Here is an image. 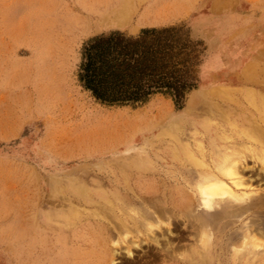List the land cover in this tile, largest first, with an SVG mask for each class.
<instances>
[{
  "label": "rangeland",
  "instance_id": "374dc122",
  "mask_svg": "<svg viewBox=\"0 0 264 264\" xmlns=\"http://www.w3.org/2000/svg\"><path fill=\"white\" fill-rule=\"evenodd\" d=\"M93 1L0 0V264H231L226 237L215 247L192 246L203 217L198 207L189 210L195 227L189 230L184 211L156 212L165 197L152 188H167L173 205L182 192L193 193L192 170L200 168L192 162L201 147L195 140L210 154L217 125L236 118L232 111L222 118L219 105L225 111L227 103L243 101L234 77L264 68V0H143L146 18L122 27L78 21ZM173 26L200 44L196 88L181 109L160 94L135 108L107 107L80 86L81 50L91 37ZM201 91L214 97L199 102ZM63 103L76 113L77 105L99 110L102 120L61 119ZM170 117L179 120L169 123ZM243 176L259 193L260 166L247 159ZM110 201L123 220L141 224L135 228L127 217L128 228L120 227ZM248 259L245 264H264Z\"/></svg>",
  "mask_w": 264,
  "mask_h": 264
},
{
  "label": "bare ground",
  "instance_id": "6f19581e",
  "mask_svg": "<svg viewBox=\"0 0 264 264\" xmlns=\"http://www.w3.org/2000/svg\"><path fill=\"white\" fill-rule=\"evenodd\" d=\"M148 8L145 7L143 0H96L82 8L84 11V13L82 12L83 17H79L77 20L93 21L94 24L102 26L122 27L134 20V18H137L138 22L143 21L149 11ZM252 68L251 66L234 77L235 83L243 86L244 90L241 91L243 101L232 104L227 103L225 111L221 104L219 107L222 111L216 107L220 113L222 112L220 114L222 118L228 114L227 111L236 112V118L225 126L217 125L219 131H216L217 139L210 145V154L201 140L196 141V138L193 139L196 144L201 145L195 160L192 162L193 166L200 168L199 170H192L196 178V180L194 179V189L192 190L191 188L193 193L184 194L182 192V202H179L180 204L178 205H173V199L172 202H169L171 199L169 200L168 198L169 191H166L167 188L164 187L163 192L158 191V185H154V188H152L155 195L161 193L165 197L163 202L159 201V198L156 201L154 206L156 212L161 210L165 214L167 211L172 212L173 210L184 211L187 213L185 225L189 230L194 227L189 210L191 211L193 206L198 207V211L202 212L203 217L198 219V239L196 238V233H194L195 240L192 246L199 244L202 248H208L209 243H211L215 247L216 244L223 242V237H226L223 245L225 248L230 246L233 251L231 257L228 258L231 264H235L239 260H242L240 262L245 264L249 262L248 258L250 256L254 257L251 263L257 259L264 262V243L262 242V239H264V182L262 189L257 193L256 190L248 188L250 187L247 186L251 183L250 180H243V171L246 168L247 159L258 164L264 174V68L258 72ZM54 96H52V101ZM209 97H214V95L201 91L197 99L199 102H205ZM62 108L64 113L61 112V119L65 118V115H69L70 119L79 117L81 123H93V121L102 120L101 111L99 110H91L77 105L78 113L75 110L71 112L65 103H63ZM169 120V123L176 124L179 119L170 117ZM155 127L156 124H151L150 131ZM156 157L158 158V156ZM193 198L196 199L195 205ZM81 200L83 203L86 201L82 198ZM34 201L35 197H32L31 193L28 192L26 194L28 209L32 210ZM85 203L90 204V202ZM108 203H110V211L115 210V212L118 211L120 213L119 217L116 218L120 227L128 228L127 221H125L127 217L134 223L135 228L141 224L134 218H129V216L123 220L121 208H117L112 201ZM167 203L173 207L171 206V209H162L158 205H167ZM73 211L74 215H79L75 210ZM160 218L156 214V226L161 225V220H158ZM150 226L153 227L152 225ZM214 229L219 233L218 240H215ZM260 248L262 250H259ZM242 251L243 255H238ZM127 254L131 256L130 251H127ZM204 256L208 259L206 253ZM203 259L204 257L202 256L199 258V260ZM211 260H218V263H221V258L216 259V256L213 255Z\"/></svg>",
  "mask_w": 264,
  "mask_h": 264
},
{
  "label": "trees",
  "instance_id": "16d2710c",
  "mask_svg": "<svg viewBox=\"0 0 264 264\" xmlns=\"http://www.w3.org/2000/svg\"><path fill=\"white\" fill-rule=\"evenodd\" d=\"M184 27L110 31L91 37L81 50L77 80L107 107H139L157 94L181 109L196 88L200 44Z\"/></svg>",
  "mask_w": 264,
  "mask_h": 264
}]
</instances>
